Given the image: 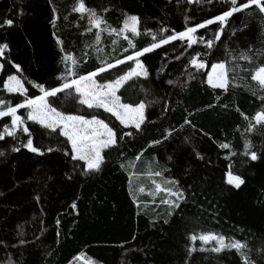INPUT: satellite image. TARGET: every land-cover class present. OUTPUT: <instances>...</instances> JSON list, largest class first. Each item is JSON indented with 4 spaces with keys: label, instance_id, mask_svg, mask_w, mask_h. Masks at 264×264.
I'll use <instances>...</instances> for the list:
<instances>
[{
    "label": "trees",
    "instance_id": "trees-1",
    "mask_svg": "<svg viewBox=\"0 0 264 264\" xmlns=\"http://www.w3.org/2000/svg\"><path fill=\"white\" fill-rule=\"evenodd\" d=\"M73 3L74 0H51V3L49 0H0V19L16 20L12 28H0V43L9 44L7 57L21 65V73H17L0 60L5 63V68L0 70V99L12 103L23 99L3 90V80L9 74L21 76L29 95L39 94L29 80L58 86L56 78L63 72L64 64L53 33L63 40L67 53L77 58L88 53L87 62L78 65L80 74L98 67V57L113 61L121 56V45L126 47V41L118 40L113 45L114 37L107 33L101 34L102 42L97 45L102 52L85 47L94 43V35H80L84 27L75 25L86 26L87 20L80 21L77 14H70ZM86 4L98 13L108 8L105 18L113 27L121 26L124 13L137 15L142 33L134 39L137 48L151 43V34H144L147 29L159 38L161 28L182 31L185 26H193L225 9L223 0L212 3L200 0L191 5L186 0H86ZM53 8L59 14L55 27L49 23ZM21 10L23 15H19ZM245 22L247 28H244ZM258 26L264 28V22L252 19L248 11L234 14L223 30L221 41L216 42L214 54L203 57L208 67L202 73L207 72L211 63L234 60V56L226 54V48L238 54L249 47H261L264 32L258 31ZM216 29L217 24H213L198 30L197 35L211 39ZM169 34L171 31L164 33ZM184 49L185 44L173 41L140 58L149 70V77L128 81L117 94L123 102L146 101L147 119L142 131L129 129L134 136L125 137L117 147L106 152L100 174L80 175L79 166L62 151L39 156L21 148L14 153L11 145L19 146L18 141L10 137H6L7 143L0 141V151L5 152L0 156V241L8 245L7 248L0 245V264L9 257L19 264H69L81 254L96 264H184L189 235L207 232L225 236L226 243L229 239L246 243L252 259L264 264L257 251L264 247V128L257 126L251 133L245 132L247 122L236 111L238 107L251 118L262 107L261 101L243 87L230 88L226 94L213 90L205 83L203 74H197L196 79L181 89L180 85L187 80L181 72L190 54H194L193 49L204 51L200 44ZM238 63L246 64L245 61ZM126 67L127 64L119 65L97 78L101 82L113 79ZM168 79L177 81L176 85H168ZM68 91L71 95L57 94L59 99L54 101V106L59 111L87 118L97 115L109 126L122 128L111 114L102 109H88L78 103L74 91ZM165 102L170 106L167 112L162 111ZM210 103L229 106L207 108ZM18 114L23 115L24 110ZM185 116L192 120L195 130L187 125L180 127ZM4 122L10 123V118L0 119V131ZM28 123L34 132V144L42 148L64 147L63 137L58 138L60 143L54 135L49 141L47 136L40 135L44 130ZM171 129L175 131L165 140V130ZM245 137L251 141V151L257 153L256 161L243 154ZM157 139L161 143L149 147ZM20 140L26 137L20 134ZM219 143H230L236 155L219 148ZM196 152L203 156L202 160L196 159ZM153 170L162 171V176L149 177L147 173ZM229 171L244 178L245 184L240 189L226 184ZM168 179L178 180L187 195L170 217L167 206L160 202L168 197L158 193L154 199L148 194L154 190L153 180L163 185ZM140 186L145 188L144 193L135 191ZM130 190L133 195L129 194ZM133 196L138 204L133 203ZM74 201L75 211L70 207ZM21 240L28 243L21 245ZM13 244L17 246L12 247ZM212 244L203 247L210 248ZM191 246L199 249L201 242L197 240ZM238 260L234 250L221 253L197 250L191 257L192 264H237Z\"/></svg>",
    "mask_w": 264,
    "mask_h": 264
},
{
    "label": "snow or ice",
    "instance_id": "snow-or-ice-1",
    "mask_svg": "<svg viewBox=\"0 0 264 264\" xmlns=\"http://www.w3.org/2000/svg\"><path fill=\"white\" fill-rule=\"evenodd\" d=\"M51 3V0H49ZM213 0H208V3H212ZM225 9L218 15L205 19L202 22L196 23L193 26H185L184 30L176 31L169 30L167 28H161L158 30L159 38L157 34L152 33L151 29L145 31V35L151 34V43L147 46L137 48L134 39L139 37L142 33L139 29L140 18L137 15H130L128 13L123 14V20L121 26L113 27L108 24L105 14L109 11L108 8L103 9V13H98L95 8L88 7L86 0H74L70 9V14H77V19L80 21L87 20V25H81L77 23V28L84 27V31L80 35L85 33H92L94 35V43L92 45H85V47H92L96 52H102V49L97 47L101 41V34L107 33L108 36L114 37L112 44L117 45L118 40L126 41L127 46L122 47V53L120 57L114 58L113 61L105 60L98 57L99 66L93 70L88 71L86 74H80L78 71V65L83 62H87L88 53L85 52L82 57H74L71 53H67L63 47V40L53 33L55 43L60 48L61 61L64 64L63 72L57 76L59 81L58 86H46L42 82H35L29 80L32 88L36 89L39 94L29 95L28 89L25 87V83L21 76L15 74L7 75V78L3 80V90L9 94H18L23 99L19 102L12 103L11 101L0 99V119L10 118V123L4 122L2 131H0V141H6V137L12 138L13 141H18L19 146L16 144L11 145V152L18 153L21 148L26 149L30 153H34L39 156H43L45 152L52 153L56 151H62L65 157H68L70 161L76 162L79 166L80 175L85 177L95 176L103 171L107 156L106 152L118 146L119 141H123L125 137L134 136L133 131L124 129H135L136 132L142 131V125L145 124L147 119L145 110L148 103L141 100L136 103L123 102L122 96L117 93L124 87V85L134 78L147 79L149 77V70L145 66V63L140 59L145 54L152 53L154 50L161 48L164 45H168L173 41H180L185 44L184 51L193 49L194 45H203L204 51H194V54H190L191 58L187 61L181 75H186L187 80L181 84V89L186 87L187 82L196 79L197 74H203L206 76L205 83L213 90H221L223 93H228L230 88L243 87L245 91L250 92L253 97H256L261 101L262 107L257 110L250 118L238 107L236 111L247 122L245 132L251 133L257 126L264 128V41L259 48L249 47L244 51H240L238 54L235 50L225 52L228 56H234L233 61H217L211 63V70L202 73L206 67H208V61L203 57H210L214 54L213 50L217 46L216 42L221 41L223 30L228 24V21L234 14L244 13L248 11L251 14L252 19L264 22V0H223ZM186 3L191 5L193 3H200V0H186ZM19 15H23L22 10ZM59 14L56 9H52V17L49 23L55 27ZM64 19L68 21V16ZM16 24V20L13 18L0 19V28L8 29L12 28ZM217 24V29L213 33V38L206 39L203 35H197L198 30L206 29L208 26ZM248 27V23L245 22L244 28ZM95 29V32L93 30ZM243 30V29H240ZM171 31V34L164 35L165 32ZM258 31L264 32V28L258 26ZM129 33L131 35H129ZM235 35V32L233 33ZM10 50L7 42L0 43V60L11 65L17 73H21V65L14 63L9 59L6 53ZM131 50V51H130ZM123 53H128L124 55ZM183 55V53H181ZM177 60L179 56L175 57ZM259 59V63L257 60ZM238 61H245L246 64L241 65ZM131 62V63H129ZM127 64L126 70L118 74L115 78L105 80L103 82L98 81L97 77L101 74L108 72L111 69L116 68L119 65ZM5 68V63H0V70ZM192 69L194 71H189ZM168 85L175 86L177 81L168 79L166 81ZM68 90H74L78 97V103L86 106L88 109H102L104 113L111 114L115 117V120L122 126L120 129H115L109 126L104 119L99 118L97 115H92L90 118H86L84 115L65 114L59 111L54 106V101L59 99L58 93H65L66 96L71 95ZM216 100H220V96H216ZM227 108V104H208L207 108L214 107ZM169 104L164 103L163 110L167 112L169 110ZM23 109L24 114L19 115L18 111ZM192 113H188L191 116ZM254 121V123H253ZM31 125H38L40 129L44 130L40 132L41 136H47L49 141L53 135L57 138V143H60L59 137L64 138L63 148L47 147L42 148L34 144V132L31 130ZM185 125L196 129L192 120L187 116L183 118V122L180 125L183 128ZM175 129L165 130L163 138L168 139ZM202 131V130H201ZM239 131V129H237ZM20 134L26 137V140H20ZM203 135L212 139L208 133L202 132ZM242 135H244L242 133ZM187 143V138L185 139ZM159 139L153 140L149 143V147L153 144H160ZM221 149H228L230 155H236L235 151L231 150L230 143H219ZM251 141L246 137L244 139L243 154L248 156L251 161L258 159L257 153L251 151ZM195 151V150H194ZM5 152L0 151V156H4ZM196 159L202 160L203 156L199 152L195 153ZM140 159L139 156L136 157ZM171 159V157L169 158ZM123 167V165H121ZM163 171H168L164 169ZM162 171H149L147 175L149 177L162 176ZM226 178V184L235 189H240L245 184L244 178L239 174H233L229 171ZM71 178V177H69ZM154 190L148 194L155 199L156 194L164 193L168 198H162L161 204L166 205L168 208L167 216L173 215V210L180 207L181 202L187 199L186 190L180 185V182L176 179H168L165 184L152 181ZM135 191L144 193L145 188L143 186L138 187ZM130 195L133 192L130 190ZM133 203L138 204L137 199L133 196ZM73 211L76 210L77 204L75 201L70 205ZM57 225L60 221H56ZM164 223L167 224L168 220L165 219ZM59 236V233H57ZM190 245L187 247L186 258L184 264H192L191 257L197 250L200 252L210 251L212 253H221L224 250L234 252L239 256L237 264H258V262L252 259L249 246L246 243H242L239 240L229 239L226 243L225 236L214 234L212 232L202 234H191L188 237ZM199 240L201 247L197 249L191 245ZM214 242L210 248H205L203 245H208ZM27 241L21 240L20 244L24 245ZM0 245L5 248L8 245L4 241H0ZM12 247L17 245L13 244ZM258 254L261 259H264V247L258 249ZM83 264H95L90 259L83 258V254L76 256L74 260ZM4 264H19L18 261H13L10 257L4 262ZM72 264V262H69Z\"/></svg>",
    "mask_w": 264,
    "mask_h": 264
},
{
    "label": "rangeland",
    "instance_id": "rangeland-1",
    "mask_svg": "<svg viewBox=\"0 0 264 264\" xmlns=\"http://www.w3.org/2000/svg\"><path fill=\"white\" fill-rule=\"evenodd\" d=\"M211 70V68H210V66H209V68L207 69V72L208 71H210ZM98 79V78H97ZM206 80V79H205ZM98 81H100L99 79H98ZM101 82V81H100ZM72 91H74V90H72ZM75 92V91H74ZM87 118V117H86ZM129 130V129H128ZM79 256V255H78ZM83 258H85L84 256H83ZM87 259V258H86ZM72 264H83V259H82V261L81 262H76L75 260H73L72 261ZM96 264V263H95Z\"/></svg>",
    "mask_w": 264,
    "mask_h": 264
}]
</instances>
